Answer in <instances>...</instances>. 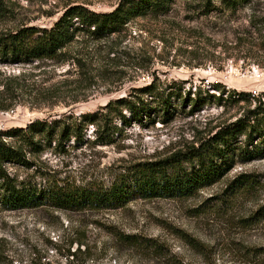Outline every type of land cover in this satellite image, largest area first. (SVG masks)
<instances>
[{"label": "rangeland", "instance_id": "rangeland-1", "mask_svg": "<svg viewBox=\"0 0 264 264\" xmlns=\"http://www.w3.org/2000/svg\"><path fill=\"white\" fill-rule=\"evenodd\" d=\"M121 1L0 0V33L50 28L75 5L112 12ZM64 52L62 62L0 65V107L9 105L0 110V132L38 119L99 112L120 99L139 97L155 107L154 97L142 93L150 85L165 90L172 105L166 115L152 109L142 112L140 120L123 108L129 124L118 114L113 117L118 132L113 144L95 143L96 127L90 125L84 143L72 138L64 149L53 143L28 155L31 168L8 165L18 181L109 185L132 164L197 147L264 107V0L235 11L216 0L208 15L199 13L197 4L192 8L176 0L168 13L135 18L109 38L78 34ZM7 79L16 83L13 93L4 90ZM188 93L190 100L200 95L204 106L193 112L190 100L184 101ZM243 173L257 180L255 188L227 192ZM117 232L158 240L168 255L125 248L116 240ZM78 239L88 247L85 251L78 249ZM176 260L264 264V159L237 164L221 182L188 199L137 200L98 214L0 207V264H178Z\"/></svg>", "mask_w": 264, "mask_h": 264}, {"label": "trees", "instance_id": "trees-1", "mask_svg": "<svg viewBox=\"0 0 264 264\" xmlns=\"http://www.w3.org/2000/svg\"><path fill=\"white\" fill-rule=\"evenodd\" d=\"M175 1L122 0L108 13H98L83 5L69 7L50 28L31 26L0 33V65H31L43 60L62 62L67 55L64 50L75 42L78 34H87L94 40L109 38L121 33L135 18L168 13ZM185 1L192 8L197 4L199 13L208 15L215 8L216 0ZM218 1L228 10L235 11L252 0ZM15 84L14 80L7 79L4 90L13 93ZM142 93L153 96L156 106L151 107L149 102L139 97L137 101L120 99L110 102L99 112L54 121L38 119L25 128L0 132V207L9 211L43 207L60 212L98 214L125 209L137 200L188 199L221 182L237 164L264 159L263 107L261 111H251L247 118L221 128L197 147L193 145L164 159L132 164L109 185L52 181L42 186L18 181L9 174L8 165L33 167L28 155L41 153L53 143L61 149L72 138L77 143H84V131L90 125L96 127L95 143L103 146L113 144L118 133L113 117L118 114L125 125L129 124L123 108L137 116V120H140L142 112L152 109L168 114L172 103L165 90L150 85L142 89ZM240 96L246 100L247 95ZM178 97L181 99L182 96ZM190 99L191 93H188L184 101ZM190 102L193 112L204 106L200 95ZM8 107L2 106L0 110L7 111ZM256 182L249 174H239L229 184L227 192L235 195L252 190ZM115 237L125 248L153 257L168 255L165 245L158 240L122 232H117ZM187 242L194 246V241L187 239ZM76 243L80 250L88 248L79 239ZM175 262L181 264L177 260Z\"/></svg>", "mask_w": 264, "mask_h": 264}]
</instances>
